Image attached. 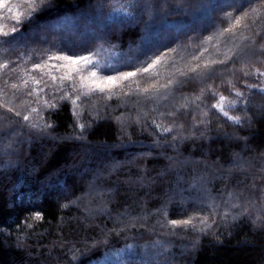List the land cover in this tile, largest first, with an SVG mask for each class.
Here are the masks:
<instances>
[{
  "label": "trees",
  "instance_id": "16d2710c",
  "mask_svg": "<svg viewBox=\"0 0 264 264\" xmlns=\"http://www.w3.org/2000/svg\"><path fill=\"white\" fill-rule=\"evenodd\" d=\"M199 2L149 0L153 6L145 10L137 0H52L49 10L30 13L25 0H8L0 8V31L9 33L0 41H12L0 43V65H9L0 68V264H141V254L157 241L164 247L151 248L159 253L155 264H264V93L245 88L259 79L244 76L264 71V64L239 55L264 42V3L205 0L208 7L193 6ZM250 4L258 9L252 16L259 15L260 35L241 26L236 35L218 37L230 26L225 13L250 11ZM16 13H23L20 24ZM203 17L209 25L198 22ZM229 47L238 55L213 65L211 80L176 73L223 59ZM72 53H97L100 74L135 71L168 53L156 76L136 79L146 87L175 73L176 83L111 100L94 94L77 107L67 83L56 93L45 76L50 87L40 99L55 108H42L27 94L43 86L31 79L20 90L11 88L22 86L26 73L39 78L31 69L49 54ZM209 86L227 97L225 107L240 123L212 107L219 97ZM237 88L250 103L228 107L238 99ZM66 93L70 98L61 99ZM32 107L51 127H29L22 117L30 114L34 122ZM204 216L211 227L203 232L168 223Z\"/></svg>",
  "mask_w": 264,
  "mask_h": 264
},
{
  "label": "snow or ice",
  "instance_id": "6c2138e0",
  "mask_svg": "<svg viewBox=\"0 0 264 264\" xmlns=\"http://www.w3.org/2000/svg\"><path fill=\"white\" fill-rule=\"evenodd\" d=\"M257 3H264V0H256ZM25 3L28 5V9L30 13H38L45 12L52 7V0H25ZM8 4V0H0V8H5ZM135 6H143L145 10H150L153 5L149 3V0H137V4ZM197 8H206L208 4L205 0H200L199 3L193 5ZM103 7V4L100 5ZM228 7L235 8L234 4H229ZM250 8V11H244L243 7H239L236 9V15L233 16V12L228 11L225 13V17L230 22V26L224 28L219 34L218 37H223L225 33H231L232 35H236V29L243 26L245 28H249L255 35H260V32L256 30L255 25L257 20L259 19V15L252 16L253 13H257L258 9L256 7H252L251 4L247 5ZM7 10L9 12L13 11L12 7H8ZM243 13L240 15L239 13ZM21 15L23 13H16L15 20L16 24L21 23ZM251 18V24L245 23L246 19ZM234 20V22H232ZM13 33L17 32V28L13 27L11 29ZM0 36L8 37V32L0 31ZM245 39H249V37H244ZM15 39V38H14ZM213 37H209L206 43H211ZM0 43H12L11 40L8 41H0ZM256 42L253 40V44ZM175 51V49H173ZM207 51V49H204ZM97 53H89V54H67V55H56L49 54L46 59L41 60L39 63L33 65L31 71H39L41 76L39 78L31 76L30 73H26L28 78L23 79V85H17L13 83L11 85L12 89L20 90L21 87L28 86L29 79L34 81L36 86L43 85L42 87H33L31 91L27 94L30 96H35L36 102L41 104L42 108H55L56 104L49 99H40V94L45 91V88L50 87L48 81L45 79V76L48 77L52 81V86H55L56 93L64 92L65 83L68 84L71 89V93H75L74 98L71 99L73 105L79 107L78 102H82V97L92 98L94 94H104L103 98L107 100H111L114 96H130L133 94L144 95L148 93H159L161 89L170 88L176 81H174L171 76H174L175 73L170 75V78L165 82L161 83L160 80H156L154 83H148L146 87H141L140 80L136 79L138 74L140 77H143L145 73L149 74V79L152 76H156L157 73L154 71L158 65L161 64L162 61H165V58L169 55L168 53H164L163 55H158L155 59L149 58L146 60L141 66L136 67L135 71H119L116 74H100L99 62L94 59ZM223 59H211L205 60L202 63H197L195 66L186 65L184 69L176 68V73H179L181 76L187 75V72L197 73L201 77H207V79L211 80L214 76L213 65L216 64H226L229 60H232L233 56H237V51L234 48L229 47L227 51L221 53ZM242 57H246L249 60H255L256 63L264 64V42L258 44L255 48L251 46H247V50H241L239 53ZM203 56V52L201 53ZM194 60H200V57H194ZM53 61L57 63H52ZM108 67H112V65H108ZM0 68L8 69V64L0 65ZM51 69H55L56 72L60 73L59 77L54 75ZM18 71L17 67H12L11 72L15 73ZM244 76H255L259 79V83H246L245 88L247 89H257L260 93H264V71L257 68L254 72L245 71ZM127 82V83H126ZM5 85H7V81H5ZM135 85V87H134ZM235 88V85H232ZM118 90V91H117ZM2 91V89H0ZM208 91L212 96H218V100L216 103L212 105L218 112L222 113L224 117H227L228 120L233 121L234 123H240V116H232L229 115L228 110L225 107V102L227 97L216 91H213L211 86H209ZM49 95H53V93H49ZM234 96L238 99L227 101L228 107H235L237 103L241 105H247L250 103L248 97L245 95L243 91L240 89H236L234 92ZM61 99L70 98L69 94H65L60 97ZM149 99L153 98L152 96L148 97ZM2 106V105H0ZM9 112H13V108L7 109ZM246 110V109H245ZM31 114H35V121L33 122L30 119V114L23 115L22 119L26 122H29V127L39 128L43 131L45 128L51 127V125L44 121L43 124L40 123L43 120V117L40 115V112L36 107L31 108ZM16 116H20L21 113L19 111L15 112ZM207 115V113H205ZM203 122V121H201ZM83 130L84 125H80ZM166 131H171V129H166ZM34 219H41L40 214L37 213ZM173 228L183 227L187 230L189 227L193 231H205L206 228H210L211 225L208 222V217H189L187 219L180 220H170L168 222ZM213 223L215 221L213 220ZM160 247L161 249L164 247L160 244L159 241L156 242V245H152L148 247V250L143 252L140 256L141 264H155L159 253H153L151 251L152 247ZM128 249H131L132 246L128 245ZM124 249L118 250L117 255L120 252H123Z\"/></svg>",
  "mask_w": 264,
  "mask_h": 264
},
{
  "label": "rangeland",
  "instance_id": "374dc122",
  "mask_svg": "<svg viewBox=\"0 0 264 264\" xmlns=\"http://www.w3.org/2000/svg\"><path fill=\"white\" fill-rule=\"evenodd\" d=\"M198 22H204L206 25H209L210 24L209 18H207V17H203L202 19H199ZM70 33H72L74 35V37H76V35H77L72 30L70 31Z\"/></svg>",
  "mask_w": 264,
  "mask_h": 264
}]
</instances>
